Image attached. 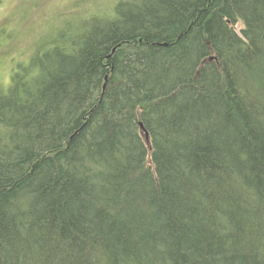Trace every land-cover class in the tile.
Segmentation results:
<instances>
[{
    "label": "trees",
    "instance_id": "obj_1",
    "mask_svg": "<svg viewBox=\"0 0 264 264\" xmlns=\"http://www.w3.org/2000/svg\"><path fill=\"white\" fill-rule=\"evenodd\" d=\"M0 88V264H264V0H105Z\"/></svg>",
    "mask_w": 264,
    "mask_h": 264
},
{
    "label": "rangeland",
    "instance_id": "obj_2",
    "mask_svg": "<svg viewBox=\"0 0 264 264\" xmlns=\"http://www.w3.org/2000/svg\"><path fill=\"white\" fill-rule=\"evenodd\" d=\"M102 2L105 0H0V88L10 85L18 64H28L37 48L56 38L68 22L90 15Z\"/></svg>",
    "mask_w": 264,
    "mask_h": 264
}]
</instances>
